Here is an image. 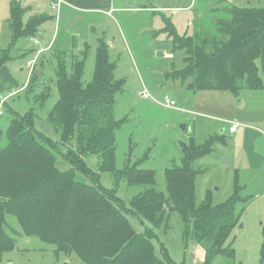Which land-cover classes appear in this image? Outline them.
<instances>
[{
    "label": "trees",
    "instance_id": "1",
    "mask_svg": "<svg viewBox=\"0 0 264 264\" xmlns=\"http://www.w3.org/2000/svg\"><path fill=\"white\" fill-rule=\"evenodd\" d=\"M20 5L11 1V45L35 36L50 17L43 13L25 20L27 9ZM218 15L204 33L198 26L192 36L179 34L175 45L185 50V66L171 76L190 79L188 89L194 92L221 90L240 96L246 89H264V6L228 4L221 6ZM54 51L57 59L51 58L50 65L58 98L47 120L59 135L58 144L35 128L33 110L21 113L11 109L5 130L7 142L0 147V264L4 253L16 243L6 229L7 215L18 218L26 235L54 244L57 254L77 253L86 264H167L156 254L151 239L137 232L127 214L160 225L170 211L180 213L185 235L193 233V239L204 248L205 264L220 255L234 259L235 251L227 241L239 225L237 207L245 186L237 179L234 194L222 203L212 202L210 195L197 201L198 171L193 163L208 153L210 144L181 142L182 163L165 172L167 195L155 187V170L139 163H127L118 170L116 136L124 120L115 118L114 109L123 81L114 75L117 64L110 59L109 44L97 39L95 70L88 83L83 81L87 52L79 59L69 54V67L66 51ZM5 60H0V67ZM37 68L31 80L42 78L44 67L39 75ZM59 146L66 148L63 157L70 170L57 164ZM89 155L100 158L101 172L125 177L131 185H143L144 191L127 207L109 189L80 181L75 169L98 182L87 167Z\"/></svg>",
    "mask_w": 264,
    "mask_h": 264
},
{
    "label": "rangeland",
    "instance_id": "2",
    "mask_svg": "<svg viewBox=\"0 0 264 264\" xmlns=\"http://www.w3.org/2000/svg\"><path fill=\"white\" fill-rule=\"evenodd\" d=\"M11 1L0 0V60L6 58L5 62L16 71L17 77L23 82L20 90L14 94H0V147L7 142L5 130L12 117L11 109L21 113L33 110L36 113L35 128L58 144L59 135L53 124L47 120L48 111L58 98V92L52 82L54 69L50 65L51 58L57 59V53L52 55L53 50L50 49V53L43 54L40 59L41 53L39 54L38 68L36 64L35 70L44 67V74L38 80H31L35 70L32 72L26 62L36 58L37 52L32 54L29 46L33 44L32 39L38 38L33 36L30 40L32 44L23 43L24 39H19V42L11 45V28L8 24ZM13 1H18L21 7L27 9V16L49 14L50 17L40 25L43 31L46 32L47 29L52 32L54 22L57 28L55 14L50 11L51 0ZM137 1L139 3L120 0L126 5L169 3L165 0ZM231 1L198 0L191 11L167 12L172 19L171 24L165 23L168 19L166 14L140 11L130 16L115 13L114 19L109 17L104 22L95 17L92 19L96 32L93 36L108 42L110 59L117 64L114 75L123 81V91L118 93L114 109L115 118L124 120L116 136L117 169H124L127 163H139L143 168L155 170V187L167 195L165 172L167 168L182 163L181 142L191 141L196 146L209 143L208 153L193 163L198 171L197 201L200 203L210 195L212 202L222 203L234 194L237 179H240V185L245 186V189L241 190L243 199L237 207V213H241L239 225L227 241V245L235 251V258L220 255L209 264H264V168L261 170L258 166H251L247 158V148L242 149L241 144L234 142L233 135L229 134V121L239 120L238 122L241 121L252 128L260 127L264 130V97L249 98L252 92H261L264 89H246L240 96L221 90L194 92L188 89L190 79L184 81L171 76L185 66V50L175 45L179 34L192 36L194 25L199 26L197 30L204 33L211 27L210 20L217 14L221 16V6ZM248 1L257 6H264V0ZM189 4L190 0H172L173 6L188 7ZM242 5L246 6L247 3ZM201 8L204 9L203 13H200ZM129 20L130 22H127ZM76 27L86 34L90 33V30L86 32L82 22L77 21ZM64 29L63 27V31ZM54 46L66 51L69 67L72 64V56L69 54H75L79 59L87 52L83 81L88 83L92 80L96 61L95 44L92 47L85 45L81 52L68 51L62 44ZM44 56H47L48 60L41 63ZM143 86L149 88L156 100L170 96L176 102V107L167 108L153 99L141 98L138 91ZM223 129L225 131L222 133ZM260 150L264 154L263 140ZM65 151L64 146L57 149V164L61 169L70 170L71 165L63 157ZM86 162L89 171L96 174L98 182H94L91 176L78 169L74 170L76 178L109 189L127 207L133 197L145 189L143 185L129 184L125 177L116 176L112 172H101L100 158L96 155L87 156ZM127 216L138 233L151 239L156 254L167 264H205V256H201V251L196 252V262L190 261L194 244L203 252L204 248L193 239V233L185 235V223L179 212H168L160 225H153L146 220L142 222L134 213ZM6 221L7 232L16 239V243L12 250L4 253L1 264H86L77 253L57 254L54 244L45 242L38 236L26 235L16 216L7 215Z\"/></svg>",
    "mask_w": 264,
    "mask_h": 264
},
{
    "label": "crops",
    "instance_id": "3",
    "mask_svg": "<svg viewBox=\"0 0 264 264\" xmlns=\"http://www.w3.org/2000/svg\"><path fill=\"white\" fill-rule=\"evenodd\" d=\"M128 1L133 2V3H137V2L139 3V1L137 0H128ZM165 1H168L169 3L167 4L162 3L160 5L158 4L157 5H142V4L131 5L130 3H128L126 5V4H122L120 0H63V3H61L59 7H57L56 9L55 8L53 9L52 4L55 1L51 0L50 1L51 10L50 11L53 14H55V19L58 24L57 28H56V22H54L53 31L51 32L46 29V32H45L41 29V26H42L41 25L38 29V33L36 34V37H33V38H38L40 40V44L39 45L32 44V42H30L31 38L24 39L23 43L30 42L32 44V46H29L30 47L29 49L31 50L30 52H33L32 54L36 53L38 49L43 48L44 51L41 52L40 57H42V55L45 53H50V49L53 50L52 55H54V49L58 48V47L55 48L54 46L55 44L56 46L62 44L63 48H66L68 51L81 52L85 45H89L92 47V45L95 44L97 46L98 38H95L93 36L96 33L94 30L95 23L92 25L93 23L92 19L95 17H98L99 20H102L100 22H104L105 20L109 19V17L111 19H114L115 13L118 15L129 14L130 16L140 11V12H145V13L148 12L151 14L159 13L161 15L162 14L167 15V12L191 11L195 8V5L198 3V0H190V4L188 7H178V6L172 5V0H165ZM221 1L224 2V0H221ZM244 3H247L246 6H257L256 4H253L252 1H248V0H232L231 3H227V5L235 4L238 6H244L242 5ZM46 4L47 6H49L48 1ZM199 5H201V3ZM203 11L204 9L201 8L200 13H203ZM26 16L27 15L24 16L25 20H28L31 17L30 15H28L27 17ZM77 21L84 23L86 32L88 33V30H90V33L86 34L85 32L80 31L76 27ZM127 22H130V20ZM165 23L166 24L173 23L172 19H170V16H168V19L165 20ZM63 27L65 28L64 31H63ZM165 27L166 25H164V28ZM193 29H195V25ZM23 43H21V46ZM60 50H64V49H60ZM95 51H96V48H95ZM44 60H48L47 56H44L43 62ZM22 82L23 80L17 77L16 71L12 67H10L6 62L0 67V94L8 95V96L10 94L11 95L14 94V92H17L18 89L20 90ZM263 97H264V90H261V92H252L249 98L257 99V98H263ZM240 124L241 125L235 132H231L229 130V134L233 135L234 142L241 144L242 149L244 147L247 148V150L249 151V155L247 158H248L249 163L252 164L251 166L253 167L258 166L259 169L263 170L264 154L262 150H260V143H261V140L264 141V136H263L264 130L260 127L252 128L251 126H248L242 122ZM224 131L225 129L221 130L222 133ZM237 174L238 173H236V176ZM192 251L193 252H191V258H190L191 263L197 261L196 252L201 251L202 253L201 256H205V250L203 252V250H201L199 246H197L196 244L193 245Z\"/></svg>",
    "mask_w": 264,
    "mask_h": 264
},
{
    "label": "built area",
    "instance_id": "4",
    "mask_svg": "<svg viewBox=\"0 0 264 264\" xmlns=\"http://www.w3.org/2000/svg\"><path fill=\"white\" fill-rule=\"evenodd\" d=\"M55 2L52 4V7L53 9L59 7L61 5V3H63V0H54ZM32 42L33 44L37 45L39 44V39H32ZM41 51H43V49L41 50H38L37 51V56L35 59H30L27 61V67H29L31 69V71L33 72L35 70V67H36V64H37V61H38V56L39 54L41 53ZM138 95L143 98V99H153L155 101H157L159 104L167 107V108H175L176 107V102L168 95H166L163 100H156L153 95L151 94L150 90L148 87L146 86H143L142 89H140L138 91ZM2 113V109H1V106H0V114ZM241 124L237 121H230L229 122V130L231 132H235L239 126Z\"/></svg>",
    "mask_w": 264,
    "mask_h": 264
},
{
    "label": "water",
    "instance_id": "5",
    "mask_svg": "<svg viewBox=\"0 0 264 264\" xmlns=\"http://www.w3.org/2000/svg\"><path fill=\"white\" fill-rule=\"evenodd\" d=\"M36 74H37V75H39V74H40V71H39V70H37Z\"/></svg>",
    "mask_w": 264,
    "mask_h": 264
}]
</instances>
